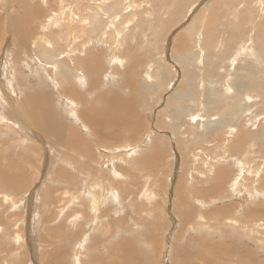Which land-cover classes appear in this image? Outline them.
<instances>
[{
    "label": "rangeland",
    "instance_id": "rangeland-1",
    "mask_svg": "<svg viewBox=\"0 0 264 264\" xmlns=\"http://www.w3.org/2000/svg\"><path fill=\"white\" fill-rule=\"evenodd\" d=\"M49 1H33L40 8L36 27L28 31L34 39L28 57L14 65L27 88L61 95L66 121L89 142L91 152L88 159L82 151L52 147L19 117L18 108L17 117L1 113L0 169L18 190L7 176L0 179L10 184H0V264H42V257L63 240L51 239L52 229L69 238L65 264H97V254L108 263L110 249L120 241L132 244L137 264H242L235 251L245 249L264 264V0ZM21 6L0 0V95L8 93L9 101L17 102L25 93L9 65L15 45L8 18ZM59 22L64 30L57 29ZM38 38L43 42L37 44ZM88 83L97 85L85 105L61 92L68 87L84 93ZM100 97L133 102L135 120L143 125L133 128L127 120L123 123L129 126L121 129V116L113 121L115 136L105 135L110 125L103 131L89 126L83 108L105 109L109 102L103 104ZM95 142L106 144L102 148ZM78 160L90 167L82 168ZM76 254L77 263L72 260Z\"/></svg>",
    "mask_w": 264,
    "mask_h": 264
},
{
    "label": "bare ground",
    "instance_id": "bare-ground-1",
    "mask_svg": "<svg viewBox=\"0 0 264 264\" xmlns=\"http://www.w3.org/2000/svg\"><path fill=\"white\" fill-rule=\"evenodd\" d=\"M16 2H18V3H20L22 6H21V10L20 11H16L15 13H12V14H10V16H9V18L8 19H10V22L11 23H9V29L11 30V32L13 31V33L11 34L12 35V38L11 39H13V40H11L10 42H12L13 43V45H15V48H14V52H13V56H11L10 57V59L12 60L13 59V61L9 64L11 67H12V69L14 70V80H15V83H16V85L25 93V95H24V98L22 99V101H20V102H17V101H15V100H13L12 98H11V101H9V99H8V97H6L7 95H8V93H6L5 95L6 96H4L2 93H1V95H0V101H2L3 100V98H5V102H3V103H0L1 104V106H0V115H1V113H5V112H9V113H12L14 116H16L15 114H14V111H15V109L16 108H18V115H19V113L21 114V115H19V117H21V116H23V117H25L27 120H28V122H29V126H31V127H33V128H35V130L37 129L38 130V132L39 133H41V135L43 136V137H45L46 138V140H48V142L51 144V146L52 147H54V148H70V149H75V150H77L78 151V153H79V151H82V153H80L81 154V156H82V154H84L86 157H84V158H88L89 156V153L88 152H91V150H89V142H87L86 140L84 141L83 139V136H80V135H82V134H80L79 133V131H77V129L76 130H73V129H71L70 128V126H69V124H68V122L66 121V119L68 118V116H64V113H65V109H62L60 106H59V102H61V95L59 94V93H57V92H47V91H43V90H35V89H31V88H27L26 87V85H25V83H24V81L22 80V78H21V73H20V71L19 70H17L16 68H15V65H14V63L18 60V61H20L22 58H27L28 57V51H29V45H30V43L33 41V35H31L30 36V34H29V32L28 31H32V28L34 29V27H36L35 25H37V24H35L36 23V20L38 19V18H40V12H39V10H40V8H38V2H37V5L36 4H34L35 2H33L34 0H15ZM31 1V2H30ZM32 2H33V4H32ZM51 2V0L49 1V3ZM115 3V2H114ZM166 3V2H165ZM216 3V5L214 6V7H217V5H218V3L217 2H215ZM214 3V4H215ZM2 4V3H1ZM5 5V4H4ZM84 5V4H83ZM209 5V4H208ZM211 5V4H210ZM209 5V6H210ZM89 6V5H88ZM208 6V7H209ZM212 5L210 6V7H213ZM73 7H75V5L73 6ZM83 7V6H82ZM116 7V6H115ZM209 7V8H210ZM213 7V8H214ZM76 8V7H75ZM219 8V7H218ZM92 8H90V10H91ZM201 9H203V8H201ZM211 10H212V8H211ZM216 10L218 11V9L216 8ZM77 10H75V12H76ZM92 11V10H91ZM217 11H215V13L217 12ZM72 12H73V9H72ZM92 12H94V11H92ZM78 13V12H77ZM77 13L75 14V15H77ZM212 13V12H211ZM218 13V12H217ZM82 14V13H81ZM83 15V14H82ZM209 15H211V14H209ZM213 15V14H212ZM217 15V14H216ZM74 16V15H73ZM77 16H80L79 14L77 15ZM203 16H206V15H203ZM202 17V16H201ZM213 17V16H212ZM216 17V16H215ZM80 18V17H79ZM127 18V17H126ZM198 18V17H197ZM196 18V16H195V18L194 19H197ZM204 18V17H203ZM0 19H2L1 17H0ZM193 19V20H194ZM207 19V18H206ZM214 19V18H213ZM83 20H84V18H83ZM198 20V19H197ZM197 20H196V22H197ZM203 20V19H202ZM202 20H200L201 22H202ZM208 20V19H207ZM206 20V21H207ZM9 21V20H8ZM73 21V20H72ZM79 21V20H78ZM86 21V20H85ZM125 21V20H124ZM200 21L198 22V24L197 25H199L200 26ZM205 21V22H206ZM215 21V20H214ZM3 22V20L0 22V23H2ZM38 22V21H37ZM88 22V21H87ZM204 22V23H205ZM209 22H210V20H209ZM60 23V22H59ZM77 23H80V22H77ZM211 24H212V26H213V22L211 21L210 22ZM215 23V22H214ZM61 24V23H60ZM59 24V25H60ZM64 24V23H63ZM202 24V23H201ZM206 24V23H205ZM207 24H209L208 23V21H207ZM211 24H210V26H211ZM58 25V26H59ZM66 25V24H65ZM215 25V24H214ZM3 26V25H2ZM61 27L59 28H57V29H60V31H61V29H63L64 28V26H62V24L60 25ZM68 25H66V27H67ZM74 26V25H73ZM191 26V25H190ZM199 26H196V27H198L199 28ZM203 26V25H202ZM205 26V25H204ZM43 27V26H42ZM63 27V28H62ZM188 27V26H187ZM191 27H194V25H192ZM208 27H209V25H208ZM83 28V27H82ZM82 28H81V30H82ZM195 28V27H194ZM193 28V29H194ZM205 28V27H204ZM206 28H207V25H206ZM205 28V29H206ZM210 29H208L209 31H211V27H209ZM43 29V28H42ZM67 29V28H66ZM65 29V30H66ZM70 29H71V27H70ZM77 29V28H76ZM80 28H78V30H79ZM93 29V28H92ZM91 29V30H92ZM186 29V28H185ZM185 29H184V31H185ZM192 29V28H191ZM200 29V28H199ZM198 29V30H199ZM7 30V29H6ZM64 30V29H63ZM67 30H69V29H67ZM80 30V31H81ZM197 30V29H196ZM207 30V29H206ZM206 30H204V32H205V35L207 36L208 35V33L206 32ZM214 30V27H213V29H212V31ZM232 30V29H231ZM230 30V31H231ZM36 31H37V29H36ZM71 31H72V29H71ZM70 31V32H71ZM75 31V30H74ZM73 31V32H74ZM208 31V32H209ZM10 32V33H11ZM38 32V31H37ZM57 32H59V31H57ZM92 32V31H91ZM188 32V31H187ZM187 32H185V33H187ZM193 31H190V33H192ZM68 33H69V31H68ZM77 33H78V35H79V31H77ZM83 33V32H82ZM182 33H183V31H182ZM201 33V32H200ZM203 33V32H202ZM207 33V34H206ZM213 32H211V34H212ZM214 33H215V31H214ZM0 34H2V33H0ZM56 34V33H55ZM62 34H63V32H62ZM67 35V33H64V35ZM194 35L196 34V31L194 30V33H193ZM193 34H192V37H193ZM204 34V33H203ZM216 34V33H215ZM71 35V34H70ZM74 35V34H73ZM118 35V34H117ZM182 35V34H181ZM199 35H201V34H199ZM35 36V35H34ZM38 36H40V35H36V38L38 37ZM56 36V35H55ZM61 36V35H60ZM69 36V34L67 35V37ZM171 36V35H170ZM186 36H188V34L186 35ZM5 37V36H4ZM70 37V36H69ZM68 37V38H69ZM80 37V36H79ZM175 37V36H174ZM177 37V36H176ZM183 37H184V35H183ZM189 37H191V36H189ZM187 38L188 39V41H185V42H190L189 41V39L190 38ZM200 37V36H199ZM207 37H209V36H207ZM212 36H210V38H211ZM0 38H1V36H0ZM3 38V37H2ZM2 38H1V41H2ZM40 38H41V36H40ZM43 38V37H42ZM63 38H64V36H63ZM67 38V39H68ZM78 38V37H77ZM6 39V38H5ZM39 39V38H38ZM64 39H66V38H64ZM67 39H66V41H67ZM69 39H71V37L69 38ZM68 39V40H69ZM178 39V38H177ZM203 39V38H202ZM205 39V38H204ZM203 39V40H204ZM63 40V39H62ZM75 40V39H74ZM114 40V39H113ZM192 40V39H191ZM206 40V39H205ZM205 40L204 41H202V42H205ZM9 41V40H8ZM37 40L35 39V42H36ZM39 41H40V39L38 40V42H37V44L39 43ZM65 41V42H66ZM197 41V40H196ZM211 41H212V39H211ZM5 42V41H4ZM6 42H7V39H6ZM41 42H43L42 41V39H41V41H40V43ZM74 42V41H73ZM72 42V43H73ZM82 42V41H81ZM175 42H177V41H175ZM201 42V41H200ZM208 41H206L205 43H207ZM75 43V42H74ZM114 43V42H113ZM177 43H179V42H177ZM1 44H4V43H1ZM44 44V43H43ZM76 44V43H75ZM182 44L183 43H181V47H182ZM208 44V43H207ZM40 45V44H39ZM73 45V44H72ZM71 45V46H72ZM78 45V44H77ZM112 45V44H111ZM187 45V44H186ZM205 45V44H204ZM3 45H0V47H2ZM46 46V45H45ZM76 46V45H75ZM180 46V45H179ZM183 46H184V44H183ZM209 45H207V47H208ZM41 47V46H40ZM43 47V46H42ZM78 46H76V48H77ZM177 47H178V45H177ZM201 47L202 48H204L202 45H201ZM206 47V46H205ZM47 48V47H46ZM79 48V47H78ZM116 48V47H115ZM175 48H176V45H175ZM184 48V47H183ZM188 48V47H187ZM72 49H73V47H72ZM71 49V50H72ZM83 49V48H82ZM174 49V48H173ZM178 49V48H177ZM43 50V49H42ZM45 50V49H44ZM69 50H70V48H69ZM76 50V49H75ZM86 50V49H85ZM175 50V49H174ZM186 50V49H185ZM205 50H206V48H205ZM204 50V51H205ZM209 50V49H208ZM207 50V51H208ZM119 51V50H118ZM173 51V50H172ZM180 51H181V49H180ZM187 51H188V49H187ZM73 51H71L70 53H72ZM75 52H79L78 50H76ZM86 52V51H85ZM100 52V51H99ZM183 52V51H182ZM220 52V51H219ZM223 52V51H222ZM221 52V53H222ZM3 53V52H2ZM68 53V52H67ZM186 53V52H185ZM188 53V52H187ZM186 53V54H187ZM208 53V52H207ZM215 53V52H214ZM223 53H226V52H223ZM239 53V52H238ZM69 54V53H68ZM88 54H90V52L88 53ZM177 54H178V51H177ZM181 54V53H180ZM67 55V54H66ZM80 55V54H79ZM85 56H86V54H84ZM219 55V54H218ZM264 55V54H263ZM49 56H50V54H49ZM82 56V55H81ZM88 56V55H87ZM230 56V55H229ZM45 57V56H44ZM185 57V56H184ZM224 57V56H223ZM25 58H24V60H25ZM73 58H74V56H73ZM76 59H77V57H75ZM82 58H83V56H82ZM89 58V57H88ZM112 58V57H111ZM114 58V57H113ZM183 58V57H182ZM228 58V57H227ZM72 58H70V60H71ZM75 59V60H76ZM84 59V58H83ZM82 59V60H83ZM86 59V58H85ZM234 59V58H233ZM232 59V60H233ZM78 60V59H77ZM76 60V61H77ZM178 60V59H177ZM179 60H182L181 58H179ZM183 60H184V58H183ZM182 60V61H183ZM23 61V60H22ZM98 61V60H97ZM174 61V60H173ZM234 61V60H233ZM74 63V62H73ZM67 64V63H66ZM76 64V63H75ZM80 64H81V60H80ZM83 64H84V62H83ZM114 64V63H113ZM71 65V64H70ZM78 65V64H77ZM76 65V66H77ZM85 65V64H84ZM84 65H82L81 64V66L83 67ZM97 65V64H96ZM231 64H229V66H230ZM66 66V65H65ZM69 65H67V67H66V69L67 68H70V67H68ZM80 65H78V67H79ZM88 67V66H87ZM94 67H97V66H94ZM93 67V68H94ZM54 68V67H53ZM62 69H64V67H61ZM62 69H60V71L62 70ZM82 69V68H81ZM88 69V68H87ZM99 69H101V67H99ZM230 69V68H229ZM228 69V70H229ZM83 70H85V69H83ZM93 70V69H92ZM63 71V70H62ZM65 71V70H64ZM68 71H70V74H72L71 72V69L70 70H68ZM87 71V70H86ZM85 71V72H86ZM94 71V70H93ZM80 72V71H79ZM85 72H84V74H85ZM65 73V72H64ZM64 73H62V74H64ZM80 73H83V72H80ZM79 73V74H80ZM86 73H88V72H86ZM92 73V72H91ZM97 73V72H96ZM95 73V74H96ZM99 73V72H98ZM66 74H68V72L66 73ZM61 75V74H60ZM69 75V74H68ZM74 75V74H73ZM81 76H84V75H82V74H80ZM87 75V74H86ZM92 75V74H91ZM99 75V74H98ZM223 75V74H222ZM64 76V75H63ZM70 76H72V75H70ZM93 76V75H92ZM65 77V76H64ZM73 77H77V76H73ZM85 77V76H84ZM69 78V77H68ZM78 78V77H77ZM222 78V77H221ZM64 78H61V80H63ZM81 79V78H80ZM95 79V78H94ZM101 79V78H100ZM0 80H1V78H0ZM68 80V79H67ZM78 80V79H77ZM96 80V82H97V79H95ZM75 81V80H74ZM68 82V81H67ZM66 82V83H67ZM73 82V81H72ZM77 82V81H76ZM111 82V81H110ZM3 83L6 85V88L9 90V88H8V84L6 83V81L3 79ZM69 83H70V81H69ZM86 83V82H85ZM92 83V82H91ZM91 83H90V85H89V83H88V85L87 86H89V88H87L86 90H85V92L84 93H80L81 91L80 90H78V91H70V90H68L67 88L68 87H66V90H62L61 92H62V94H64L66 97L65 98H70V99H76V101H78L79 100V98H80V102H81V105H85L83 102L84 101H86L87 99H85L84 100V98H86V96H89L90 94H91V92H93V90L96 88V85L93 83V85L91 86ZM122 83V82H121ZM132 83V82H131ZM75 84V83H74ZM128 84H130V83H128ZM237 84V83H236ZM69 85V84H68ZM72 85H73V83H72ZM76 85V84H75ZM123 86V85H122ZM108 87V86H107ZM124 88H125V86H123ZM235 87V86H234ZM0 88H2V86L0 85ZM71 88V87H70ZM74 88H75V86H74ZM104 88V87H103ZM109 88V87H108ZM121 88V87H120ZM128 88V87H127ZM232 88V87H231ZM131 89V88H130ZM228 89V88H227ZM106 93H108V92H106ZM111 93V92H110ZM161 93V92H160ZM63 96V95H62ZM118 97V96H117ZM179 97H181V96H179ZM178 97V98H179ZM63 98H64V96H63ZM119 98V97H118ZM83 100V101H82ZM99 100L103 103V104H106L107 102H109L108 103V105H107V107L104 109V107H103V109L101 108V109H98L97 107H93L92 106V109H89L88 110V107L87 106H84V108H83V120H84V122L86 121L87 123H89V126H96L97 125V127L99 128V129H101L102 131L103 130H106V129H104L106 126H109L110 125V129H109V127H107L108 129H109V132H107L106 133V131H105V135H110V136H113L114 135V133H112V129L114 128V126L113 125H115L114 123H113V121H116L119 117H121L120 119H122V120H120V119H118V121H117V127L118 126H121V129L123 128V127H125V125H124V123L126 124V123H128V122H124L123 123V121H127V120H132V122L130 121L129 123L131 124V125H133L132 127L134 128V126H136L137 127V125L138 126H141V125H143V123H142V121H141V119L139 118V119H136L137 120V123H136V120H135V116H136V114H135V110H134V108L136 107V105L135 106H133V102L132 103H130V104H125V105H123V103L119 100V99H116L115 100V97H113V100H107L105 97H100L99 98ZM115 100V101H114ZM67 101V100H66ZM71 101V100H70ZM75 101V102H76ZM89 101V100H88ZM132 101H135V100H132ZM93 102H94V100H93ZM101 102H99V103H101ZM73 103H74V100H73ZM85 103H87V102H85ZM96 104H97V102H95ZM135 103V102H134ZM77 104V103H76ZM80 104V103H79ZM136 104V103H135ZM78 105V104H77ZM103 106V105H102ZM78 107V106H77ZM134 107V108H133ZM79 108V107H78ZM82 108V107H81ZM89 108H91V107H89ZM74 113V112H73ZM17 114V113H16ZM79 114V113H78ZM135 115V116H134ZM78 116V115H77ZM80 116V115H79ZM82 116V115H81ZM80 116V117H81ZM123 116L124 117H127V118H123ZM17 117V116H16ZM18 117V118H19ZM137 117V116H136ZM76 118V117H75ZM80 119V118H79ZM82 119V118H81ZM192 119V118H191ZM78 120V119H77ZM73 123H75V120L73 119ZM71 122V121H70ZM85 122V123H86ZM79 123H82V121L80 122L79 121ZM86 123V124H87ZM98 123V124H97ZM85 124V125H86ZM91 124V125H90ZM137 124V125H136ZM26 125V124H25ZM71 125H72V123H71ZM75 125V124H74ZM126 125H128L129 126V124H126ZM28 126V125H27ZM88 126V125H87ZM127 127V126H126ZM131 127V126H130ZM89 129H92L91 127H88ZM97 128V129H98ZM94 129V128H93ZM92 129V130H93ZM98 129V130H99ZM127 129V128H126ZM139 129H141V127L139 128ZM101 130H99V133H97V134H95L96 135V137L97 138H99V136H102V135H100V134H102V131ZM128 130V129H127ZM127 130H126V132H127ZM130 130V129H129ZM131 130H132V128H131ZM133 130H135L136 131V129H133ZM95 131V130H94ZM33 132V131H32ZM84 132V131H83ZM114 132V131H113ZM116 132V131H115ZM125 132V131H124ZM125 132V133H126ZM134 132V131H133ZM85 133V132H84ZM89 133V132H88ZM95 133V132H94ZM104 133V132H103ZM119 132H117L116 134H118ZM129 133V132H128ZM132 133V132H131ZM135 133L136 132H134L133 134L135 135ZM92 135H93V133H91ZM104 135V134H103ZM88 136V135H87ZM115 136V135H114ZM120 136V137H119ZM129 136H130V134H129ZM132 136V135H131ZM131 136H130V138H131ZM138 136V135H137ZM90 137V136H89ZM117 137V136H116ZM118 137L120 138L119 140H121V142L122 141H125L126 139L124 138V133H123V131H121L120 130V134L118 135ZM126 137V136H125ZM128 137V136H127ZM36 138H37V136H36ZM92 138H94V136H92ZM113 138V137H112ZM125 140H124V139ZM96 139V138H95ZM103 139H105V137L103 138ZM129 139V138H128ZM97 140H99V139H96V141ZM86 142V146H84L85 148V153H84V149H83V146H82V144H85L84 142ZM94 141V140H93ZM99 141H101V140H99ZM82 142V143H81ZM101 142H103V141H101ZM100 142V144H102ZM108 143V142H107ZM41 144V143H40ZM95 144H96V142H95ZM97 144L98 145H100L99 144V142H97ZM96 144V145H97ZM106 144V143H105ZM105 144H103L104 146H105ZM102 145V146H103ZM101 146V145H100ZM101 146V147H102ZM103 146V147H104ZM95 147H98V146H95ZM102 147V148H103ZM100 148V147H99ZM126 148V147H125ZM71 150V151H72ZM70 151V150H69ZM94 152V151H93ZM92 152V153H93ZM95 153V152H94ZM93 153V154H94ZM96 153H98V151L96 152ZM76 154H77V152H76ZM100 154V153H99ZM83 155V156H84ZM102 154H100L99 156H101ZM80 156V157H81ZM82 156V157H83ZM94 156V157H93ZM95 156H96V154H94V155H92V157L95 159ZM98 156V155H97ZM149 156H151V155H149ZM75 157H78V156H75ZM142 157V156H141ZM102 158V157H101ZM75 160H77V158H74ZM89 159V158H88ZM88 159H86L87 161H89ZM92 159H90V161H91ZM98 160H100V159H98ZM78 161H82L83 162V160H78ZM87 161H84V162H87ZM28 162V161H27ZM81 162V163H82ZM83 162V163H84ZM92 162V161H91ZM77 163V162H76ZM109 163V162H108ZM80 164V163H79ZM87 164V163H86ZM85 163H84V165H83V167L82 168H85L87 165H86ZM81 165V164H80ZM111 165V164H110ZM26 166V165H25ZM33 166V165H32ZM32 166H31V168H32ZM82 166V165H81ZM89 166V165H88ZM27 167V166H26ZM90 167V166H89ZM28 169H29V167H27ZM88 168V167H87ZM98 168V167H97ZM58 170V169H57ZM57 170H55V171H57ZM83 170V169H82ZM217 170H219V168L217 169ZM4 171V168H1L0 169V179H5V177L7 176L6 175V173H4L3 172ZM54 171V172H55ZM218 172V171H217ZM216 172V173H217ZM221 172V171H220ZM223 172V171H222ZM221 172V173H222ZM56 173H58V172H56ZM63 173V172H62ZM62 173H60V171H59V174H62ZM24 174V173H23ZM59 174H55V177L57 178V180L60 178V176H59ZM25 175V174H24ZM23 175V176H24ZM67 175V174H66ZM65 175V176H66ZM62 177H64L65 178V176L62 174L61 175ZM225 176H226V174H225ZM227 176H228V174H227ZM62 177L60 178V180L62 179ZM67 177V176H66ZM7 178H8V182H11V187L12 186H14V191L15 190H18V188L16 189V182L14 181V179H10L8 176H7ZM68 178V177H67ZM70 178V177H69ZM72 178V177H71ZM227 178V177H226ZM59 180V181H60ZM65 180H66V178H65ZM219 180H220V178H219ZM2 181V182H1ZM0 181V184H3V185H5L6 187H8V186H10V184L8 185V184H6L5 182H3V180H1ZM68 181V180H67ZM217 181V180H216ZM220 183L221 182V180L220 181H217V183ZM59 183V182H58ZM18 184V183H17ZM19 185V184H18ZM219 185V184H218ZM218 185H217V187L214 189L215 191H216V189L218 188ZM20 186V185H19ZM18 186V187H19ZM27 186V185H26ZM28 186H29V184H28ZM220 186V185H219ZM61 188V187H60ZM60 188H59V190H60ZM57 189V188H56ZM176 189V188H175ZM68 190H70V189H68ZM61 191H63L62 190V188H61ZM61 191H60V193H61ZM64 191H65V189H64ZM203 191V190H202ZM214 192V191H213ZM209 193H211V192H209ZM62 194H63V192H62ZM207 194H208V192H207ZM176 195V194H175ZM253 202V201H252ZM181 203H182V201H181ZM232 203V202H231ZM84 206L85 205H87V204H83ZM92 205H93V207H95L96 206V201H93L92 202ZM99 206V205H98ZM233 206V205H232ZM223 207V206H222ZM229 207V206H228ZM234 207V206H233ZM226 208V207H225ZM229 208H231V206L229 207ZM228 208V209H229ZM224 209V208H223ZM260 209V208H259ZM227 210V209H226ZM231 210V209H230ZM222 211V210H221ZM223 212H224V210H223ZM263 212V211H262ZM264 213V212H263ZM226 214H227V211H226ZM257 217V216H256ZM184 218V217H183ZM253 218V217H252ZM257 220H258V218H256ZM255 220V219H254ZM251 222H254V221H252L251 220ZM239 232V231H238ZM49 235H57V236H59V237H61L63 240L62 241H60L59 243H60V245H49V247H51L50 249H49V251L42 257V258H44L41 262H42V264H65V261H66V258L69 256V247L67 246L68 244H67V241H69V238L67 237L66 239L64 238V235H61L60 234V232H59V230H54V229H52L49 233H48ZM92 236H93V234H92ZM70 237H72V236H70ZM54 239V237L52 236L51 237V239ZM97 238V237H96ZM222 238H223V236H222ZM235 238V237H234ZM95 240V239H94ZM93 240V241H94ZM96 240H98V239H96ZM93 241H91V242H93ZM63 243H65L66 245H63ZM90 243V242H89ZM89 243H88V246H89ZM115 243V242H114ZM125 243V242H124ZM123 242H119L118 244H116V247L115 248H113V249H110V251H112L111 252V257H113V258H111L110 257V259L111 260H114V259H116L117 261H111L110 260V262H108V263H106L105 262V260L103 259V257L100 255V256H98V254L96 255V257H95V260H94V262H96L97 264H137L138 262H137V259H138V254L136 255L135 253H133L132 252V250L129 248V246L128 245H130V244H128V243H126V244H124ZM87 244V243H86ZM90 245H92L91 243H90ZM132 245V244H131ZM201 245H203V244H201ZM95 246V245H94ZM112 246V245H111ZM150 246V245H149ZM154 246V245H153ZM201 248V247H200ZM203 248V247H202ZM208 248V247H207ZM152 249V248H151ZM210 249V248H209ZM202 249H200V251H201ZM214 250V249H213ZM136 251V250H135ZM203 251V250H202ZM205 252V251H204ZM215 252V251H214ZM138 253H139V251H138ZM153 254H154V252H152ZM211 253V252H210ZM216 254H215V257L214 258H216V259H218V257H219V252H215ZM233 253H234V251H233ZM156 254V253H155ZM154 254V255H155ZM201 254H203V252H201ZM109 255V254H108ZM154 255H153V257H154ZM212 255H213V253H212ZM255 255V254H254ZM253 255V252L251 251V250H249V249H245V250H242V251H235V256H236V258H237V262H239V263H242V264H260L261 263V261L258 259V257H253L254 256ZM257 255V254H256ZM222 256V255H221ZM152 254H151V258H150V256H149V258L152 260ZM208 257V256H207ZM213 257V256H212ZM148 258V259H149ZM149 259V260H150ZM206 259V258H205ZM210 259V258H209ZM72 260H73V262H75V263H77V262H79V258H78V256H77V254H76V256L75 257H73L72 258ZM150 260V261H151ZM199 260H201V259H199ZM204 260V259H203ZM211 260H212V258H211ZM210 260V261H211ZM216 263V262H215ZM16 264H25V262H21V261H19V262H16ZM173 264V263H172ZM181 264H186V262L185 261H183ZM188 264H201V263H199V262H197V263H194L192 260L188 263ZM202 264H208V262H206V261H203L202 262Z\"/></svg>",
    "mask_w": 264,
    "mask_h": 264
}]
</instances>
